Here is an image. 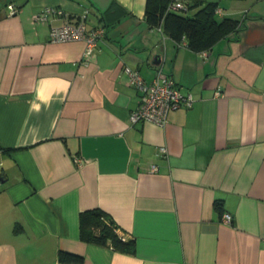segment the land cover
Masks as SVG:
<instances>
[{
    "label": "crops",
    "instance_id": "1",
    "mask_svg": "<svg viewBox=\"0 0 264 264\" xmlns=\"http://www.w3.org/2000/svg\"><path fill=\"white\" fill-rule=\"evenodd\" d=\"M183 2L190 17L213 3L240 28L195 53L146 24V0H0V264H59V251L83 264H264V0ZM45 8L61 15L36 20ZM85 9L86 27L106 30L91 54L51 42ZM124 67L146 82L161 69L192 106L131 124L141 94ZM92 209L134 254L80 240Z\"/></svg>",
    "mask_w": 264,
    "mask_h": 264
},
{
    "label": "trees",
    "instance_id": "2",
    "mask_svg": "<svg viewBox=\"0 0 264 264\" xmlns=\"http://www.w3.org/2000/svg\"><path fill=\"white\" fill-rule=\"evenodd\" d=\"M186 10L169 11L171 0H146L144 20L150 28H159L176 44H185L184 47L195 53L210 50L219 40L230 33L238 32L240 22L230 18H217V6L213 3L202 5L190 17L187 15L189 6L180 0ZM87 19V17H86ZM216 208L221 212L220 204ZM18 226L15 227L17 229ZM79 238L82 242L113 251L134 254L133 239L121 234L114 220L105 212L92 209L79 214ZM59 264H83L81 256L59 251Z\"/></svg>",
    "mask_w": 264,
    "mask_h": 264
},
{
    "label": "built area",
    "instance_id": "3",
    "mask_svg": "<svg viewBox=\"0 0 264 264\" xmlns=\"http://www.w3.org/2000/svg\"><path fill=\"white\" fill-rule=\"evenodd\" d=\"M8 9L11 14L16 13V9L9 5ZM169 11L186 10V7L180 0H171L168 6ZM88 10H84L78 19H68L65 24L57 27H51L49 30V38L51 42H74L82 41L85 45V55L91 54L97 43L104 39L106 30L102 26L87 28L86 17ZM60 16L61 12L53 8H45L39 12L36 20L45 21L49 16ZM178 45V44H177ZM179 46H185L182 43ZM123 72L127 75L129 84L140 92V100L138 108L130 115V123L150 122L158 126H164L167 122V115L170 111L181 108H190L193 98L190 93H182L175 81L164 74L161 69L157 70L154 78L150 82H146L137 71L128 67L123 68ZM165 149L160 148L159 153L164 154ZM80 164L78 158L75 159ZM151 172H156L157 167L152 165ZM232 217L229 214H222V222L230 224Z\"/></svg>",
    "mask_w": 264,
    "mask_h": 264
},
{
    "label": "water",
    "instance_id": "4",
    "mask_svg": "<svg viewBox=\"0 0 264 264\" xmlns=\"http://www.w3.org/2000/svg\"><path fill=\"white\" fill-rule=\"evenodd\" d=\"M154 63H158V62H154ZM0 181H3L2 177L0 176Z\"/></svg>",
    "mask_w": 264,
    "mask_h": 264
}]
</instances>
